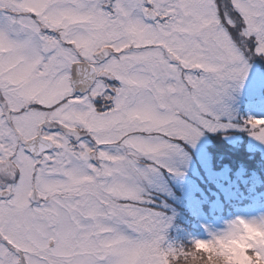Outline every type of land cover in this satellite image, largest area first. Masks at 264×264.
Returning a JSON list of instances; mask_svg holds the SVG:
<instances>
[{
  "label": "snow or ice",
  "instance_id": "obj_1",
  "mask_svg": "<svg viewBox=\"0 0 264 264\" xmlns=\"http://www.w3.org/2000/svg\"><path fill=\"white\" fill-rule=\"evenodd\" d=\"M264 0H0V264H264V218L168 239L206 133L264 144Z\"/></svg>",
  "mask_w": 264,
  "mask_h": 264
},
{
  "label": "rangeland",
  "instance_id": "obj_2",
  "mask_svg": "<svg viewBox=\"0 0 264 264\" xmlns=\"http://www.w3.org/2000/svg\"><path fill=\"white\" fill-rule=\"evenodd\" d=\"M242 116H264V111L253 110L241 104ZM221 133L206 132L197 147L191 151V160L183 178L168 180L171 197L167 199L168 214L173 222L168 229V239L185 245L194 239H208L210 233L224 230L236 217L264 218V170L246 174L243 170L231 173L227 167L213 166L209 146L211 136ZM232 146L247 141L249 152L261 153L264 160V144L246 133L232 131L225 136ZM264 168V167H263ZM253 237L232 241L223 249L230 264H245L246 246Z\"/></svg>",
  "mask_w": 264,
  "mask_h": 264
},
{
  "label": "trees",
  "instance_id": "obj_3",
  "mask_svg": "<svg viewBox=\"0 0 264 264\" xmlns=\"http://www.w3.org/2000/svg\"><path fill=\"white\" fill-rule=\"evenodd\" d=\"M210 139L209 153L216 169L227 167L232 174L241 170L246 174L260 173L264 170V160L261 153L249 152L246 140L238 146H232L223 134L212 135ZM185 245H189V243H185Z\"/></svg>",
  "mask_w": 264,
  "mask_h": 264
}]
</instances>
